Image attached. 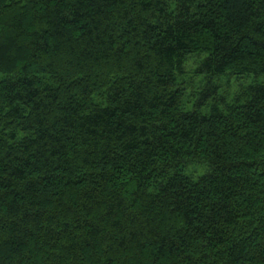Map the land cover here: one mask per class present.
Instances as JSON below:
<instances>
[{
	"label": "trees",
	"instance_id": "obj_1",
	"mask_svg": "<svg viewBox=\"0 0 264 264\" xmlns=\"http://www.w3.org/2000/svg\"><path fill=\"white\" fill-rule=\"evenodd\" d=\"M261 77L264 0H0V264H264Z\"/></svg>",
	"mask_w": 264,
	"mask_h": 264
},
{
	"label": "rangeland",
	"instance_id": "obj_2",
	"mask_svg": "<svg viewBox=\"0 0 264 264\" xmlns=\"http://www.w3.org/2000/svg\"><path fill=\"white\" fill-rule=\"evenodd\" d=\"M194 69V60L190 59L187 64H186V71H187V77L185 78V87L187 89V92L191 94V92L196 91L200 84V77L194 76L193 75V70ZM238 76H231L230 77H224L222 78V85H223V90L228 93L229 95H233L236 91H238L239 87L245 84L247 81L250 79L247 78H242L238 79ZM228 78H230L228 80ZM263 80L264 78L261 77ZM226 80L229 81L228 84H224ZM193 90V91H192ZM188 174H191L194 178L198 177L199 175L203 174L204 172V166L198 167L197 165H192L189 166L188 169L186 170Z\"/></svg>",
	"mask_w": 264,
	"mask_h": 264
}]
</instances>
